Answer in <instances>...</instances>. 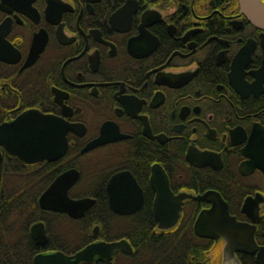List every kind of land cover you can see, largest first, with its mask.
Returning <instances> with one entry per match:
<instances>
[{"label":"flooded vegetation","instance_id":"af4514ba","mask_svg":"<svg viewBox=\"0 0 264 264\" xmlns=\"http://www.w3.org/2000/svg\"><path fill=\"white\" fill-rule=\"evenodd\" d=\"M0 57V127L31 110L73 126L63 156L60 135L23 158L0 135V264L264 257V30L239 0H0ZM73 171L80 218L61 212Z\"/></svg>","mask_w":264,"mask_h":264},{"label":"water","instance_id":"95a60500","mask_svg":"<svg viewBox=\"0 0 264 264\" xmlns=\"http://www.w3.org/2000/svg\"><path fill=\"white\" fill-rule=\"evenodd\" d=\"M241 12L245 17L255 26L264 30V1L262 0H239ZM56 119L52 117L42 116L38 111H27L19 118L15 120L12 125L6 124L0 127V135H4L5 139L2 143H5V146L8 148L10 145L14 151L20 155L22 158L29 153L40 154L44 152V149L41 147V144L46 141H42L41 138H34V136L40 135L41 130L46 127L54 126ZM24 129V131H22ZM73 130V126L67 124L61 119V156H63L68 148L67 142V132ZM14 136V137H13ZM30 136L32 139H35V143L28 144L25 142V137ZM102 141L99 139L89 144L84 151L96 147ZM71 178V181H70ZM78 178V173L75 171L67 172L61 175V212L68 213L74 218H80L85 215L86 210L92 205L91 200L82 199V200H72L67 192L66 188H62L63 184L72 185L74 181ZM68 185V186H69ZM51 196L50 191L42 197V202L44 201H59L58 199L54 200ZM214 209L211 211L213 213ZM226 228L225 231L228 232V235H234L237 231L241 230L237 226V222L234 217H231L229 214L226 215ZM229 227H235L234 229H229ZM219 231V230H218ZM221 230L220 232H225ZM235 249V246H233ZM95 246H89L83 251L77 253L75 256H65L61 253V264H76L79 261L87 259L88 256L92 255L94 252ZM258 264H264V257H257Z\"/></svg>","mask_w":264,"mask_h":264},{"label":"bare ground","instance_id":"6f19581e","mask_svg":"<svg viewBox=\"0 0 264 264\" xmlns=\"http://www.w3.org/2000/svg\"><path fill=\"white\" fill-rule=\"evenodd\" d=\"M0 61H2V57H0ZM40 115L47 116V115H44L42 113H40ZM47 117H52V116H47ZM52 118L56 119L54 126H50L48 128L46 127L45 129L41 130L40 135L34 136V138H41L42 141H44L43 139H45V140L49 139L51 141H56L58 139V136L59 135L61 136V119H59L58 117H55V116ZM14 122H15V120L11 121L9 123H6V124L12 125V123H14ZM22 131H24V129H22ZM34 141H35V139H32L30 136L25 137V142L28 144L35 143ZM42 153H44V152H41V157H43ZM35 157H37V156H35ZM40 260H41L40 257H36L35 258V264H40Z\"/></svg>","mask_w":264,"mask_h":264},{"label":"rangeland","instance_id":"374dc122","mask_svg":"<svg viewBox=\"0 0 264 264\" xmlns=\"http://www.w3.org/2000/svg\"><path fill=\"white\" fill-rule=\"evenodd\" d=\"M24 181L23 180H19V178H17L14 182H8V183H5V184H2L3 185V191L6 190V193H8V191H10L12 194H17V192H19L21 190H23V187H24ZM1 190H2V186H1ZM18 195V194H17ZM1 199V198H0ZM25 198H23V201H24ZM31 201L33 202V205L34 206V203L37 202V199L36 198H32ZM14 217V215H12ZM10 216V220L14 223V224H20L22 221H23V218L25 217L24 213H22V217H15L13 219V217Z\"/></svg>","mask_w":264,"mask_h":264},{"label":"trees","instance_id":"16d2710c","mask_svg":"<svg viewBox=\"0 0 264 264\" xmlns=\"http://www.w3.org/2000/svg\"><path fill=\"white\" fill-rule=\"evenodd\" d=\"M195 259V258H194ZM193 262V264L195 263V260L194 261H192Z\"/></svg>","mask_w":264,"mask_h":264}]
</instances>
